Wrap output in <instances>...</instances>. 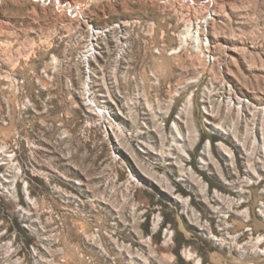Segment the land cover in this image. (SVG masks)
Listing matches in <instances>:
<instances>
[{"label":"rangeland","instance_id":"374dc122","mask_svg":"<svg viewBox=\"0 0 264 264\" xmlns=\"http://www.w3.org/2000/svg\"><path fill=\"white\" fill-rule=\"evenodd\" d=\"M197 261L264 264V0H0V264Z\"/></svg>","mask_w":264,"mask_h":264},{"label":"bare ground","instance_id":"6f19581e","mask_svg":"<svg viewBox=\"0 0 264 264\" xmlns=\"http://www.w3.org/2000/svg\"><path fill=\"white\" fill-rule=\"evenodd\" d=\"M248 217H249V216H248ZM257 241H258V242L261 241V238H258ZM191 255H192V254H191L190 252L187 253L188 260H191V259H192ZM197 264H199V261H197Z\"/></svg>","mask_w":264,"mask_h":264}]
</instances>
